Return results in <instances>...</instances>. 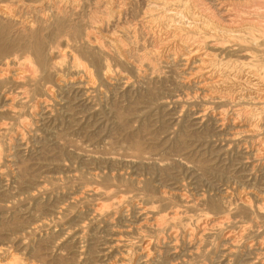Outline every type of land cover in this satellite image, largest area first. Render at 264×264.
Segmentation results:
<instances>
[{"label":"rangeland","instance_id":"374dc122","mask_svg":"<svg viewBox=\"0 0 264 264\" xmlns=\"http://www.w3.org/2000/svg\"><path fill=\"white\" fill-rule=\"evenodd\" d=\"M94 6L93 3L86 4L81 9L84 17L82 22L79 21L81 37L87 29L92 28L89 12L93 9L97 10ZM56 37L53 34L44 37L47 58L51 62H60L63 65L62 69L64 68L63 73L71 76L72 59L63 58L59 53L61 51L59 49L65 46L67 37L59 38L62 46L57 44ZM21 39L23 40H17L19 44L9 56L14 58L13 64L16 67H21L27 57L34 56L33 50L29 49L30 44L24 50V41L29 39ZM50 50L55 53L53 58L49 56ZM140 51L143 53L142 50H138L135 55L141 54ZM75 55L80 59L78 67L86 63L87 65L84 66L90 67L93 71L98 91L91 93L88 98L83 97L78 85L69 78L67 86L59 89L55 87L57 101L48 104L50 109L45 113L42 112L41 120L40 115L39 119L38 117L35 119L33 114L37 111L36 102L44 97L46 86L55 85L53 76L37 73L35 83L21 89L28 93L20 100L13 115L0 114V123L7 122L5 131L0 132V264L4 262V257L14 253V256L19 257L20 262L29 260L37 264L43 262L59 264L60 261V264H107L110 260H115L114 257L120 249L113 245V239L120 235L125 236V240L137 242L136 247L139 248L138 234L140 231L141 234L144 232L139 228L138 213L129 210L124 211L121 216L117 205L112 207L109 213L101 216L102 218L92 220L90 208L93 202L83 203L76 200L78 188L93 183L91 175L95 172L99 174L98 181H101L102 177H104L103 182L108 181L107 185L105 183L100 185L114 196L136 194L138 197H150L142 191L134 190L130 184L131 176L139 178L142 176V185L153 182L151 185L159 188L157 192L161 189L170 192L184 191L182 193L185 194L187 192L189 199L203 194L207 199L217 198L227 189L236 197L237 190L242 191L244 187L246 188L244 190L252 189L251 192L254 190V194H264V168H259L255 160L249 157L246 146L226 138L227 131L216 127L211 114H208L210 112L200 110L203 102L193 95V88L183 86L185 79L176 76V66L170 67L169 64L156 58H152L151 61L143 60L149 71H147L148 76L143 78L132 65L121 66L113 62L112 69L121 71L128 78L127 83L115 86L116 90L102 78L103 58L95 61L90 55L81 51H76ZM16 91L17 89H13L11 84L0 82V107L6 99L7 92ZM69 104L74 110L73 113L75 112L71 116L66 113ZM24 122L27 125H24ZM23 125L29 129L27 130ZM20 130H24V143H19ZM14 132H17L19 137L10 141L9 137ZM133 138L140 140L146 154L150 153L154 158H164L163 166L159 165V167L158 164L155 166L152 163L133 166L130 158L125 156L130 152ZM10 153H15L16 157V162L12 163L13 171L8 166L6 157ZM177 204L175 200L167 198L157 205L164 213L169 206ZM147 205L152 209L151 203ZM232 207L230 217L233 224L236 222V225L237 223L242 225L249 221L248 225L253 224L251 229L256 230L258 235L264 234V209L256 212L253 209L235 211L234 204ZM204 211H207L204 206H195L187 214L195 217ZM114 215L117 220L107 225ZM126 226L130 230L127 231ZM82 232L83 237L77 240V235ZM210 234L206 235L200 254L183 255L185 246L180 241L175 253L170 250L164 255L163 261L159 259L158 263H152L150 260L142 259L140 262L143 263L138 262V264H257L260 262L254 254L240 252L243 241L239 242L237 253L223 257L220 246L217 251L221 236L215 231ZM167 240L168 238L163 239L165 244Z\"/></svg>","mask_w":264,"mask_h":264},{"label":"bare ground","instance_id":"6f19581e","mask_svg":"<svg viewBox=\"0 0 264 264\" xmlns=\"http://www.w3.org/2000/svg\"><path fill=\"white\" fill-rule=\"evenodd\" d=\"M91 3L97 8L89 12L92 28L87 29L81 37L79 21L82 22L84 19L81 9ZM48 34L57 36L59 46L61 45L59 38L67 37L66 44L63 49H59L61 50L59 53L63 58L72 59L71 76L63 73L64 68L62 69L63 65L60 62H51L47 58L44 37L47 38ZM20 38L29 39V42L24 41V50L30 44L29 49L33 50L34 56L25 58L26 60L22 61L23 65L16 67L13 64L14 58L9 56L16 50L19 44L17 40H23ZM138 50H142L143 53L140 51L141 54L135 55ZM76 51L90 55L95 61L103 58L102 78L111 85V88L128 82L125 74L112 69L113 62L121 66L132 65L143 78L148 76L149 72L143 60L151 61L152 58H156L170 67L176 66V76L185 79L183 86L193 88L192 94L203 102L200 110L210 112L208 114H211L216 127L227 131L226 138L246 146L250 155L248 156L255 160L259 168H264V0H0V82L9 83L13 89H17L16 92H7V95H4L6 99L0 107V114L13 115L20 100L28 93L21 89L33 83L37 73L53 76L55 85L46 86L44 97L36 100L37 111H32L35 119L40 115L41 120V115L50 109L48 104L57 101L56 89L64 87L69 78L78 85L83 97L88 98L91 93L98 91L91 68L84 66L86 63L77 66L80 59L75 55ZM54 54L52 50L49 51L51 58ZM67 106L70 107L66 108V113L73 115L75 112L73 113L71 104ZM119 119L121 123L120 116ZM6 125L7 122L0 123V132L5 131ZM19 134L21 135L19 143H24V130H20ZM17 135L18 133L14 132L9 137L10 141L19 137ZM143 148L140 140L133 138L130 152L125 155L130 158L133 166L145 163L163 166L164 158H154L150 153L146 154ZM6 157L8 166L12 169V163L16 162L15 153H10ZM91 177L93 183L78 188L75 198L83 203L93 202L90 208L92 220L103 217L112 207L118 205L117 210L121 216L124 211L129 210L139 214V228L144 232L141 234L140 231L138 234L139 248L136 247L137 242L134 240H125V236L116 237V234V238H112L113 245L120 249L114 257L115 260L112 259L107 264H138L142 259L156 263L170 250L175 253L180 241L185 246L183 255L194 256L201 253L206 235L212 231L221 236L217 251L220 246L223 257L239 251V242L243 241L240 252L254 254L261 263H264V234L258 235L256 230L251 229L253 224L248 225L249 221L247 224L241 223L242 225L238 223L236 225L235 222L234 225L230 217L233 204L235 211L253 209L256 212L264 209V194H254V190L253 193L252 189L248 191L244 190L246 189L244 187L242 191L237 190L236 197L227 189L217 198L207 199L203 194L189 199L187 192L185 194L182 193L184 191L170 192L163 189L157 192L159 188L151 185L153 182L142 185V176L141 178L131 176L130 184L134 190L148 194L150 199L138 197L136 194L114 196L100 185L105 183L102 181L104 177L100 179L103 183L98 181L97 172ZM167 198L175 200L178 204L169 206L167 211L162 213L161 207L157 204ZM148 203L152 204V209L148 208ZM195 206H204L207 211L195 217L188 215L187 213ZM115 220L117 218L114 215L107 225L113 224ZM82 237L83 232L77 235V240ZM166 238L167 244L163 241ZM110 250L109 252H112ZM14 254L4 257L1 264H37L29 260L20 262L19 257Z\"/></svg>","mask_w":264,"mask_h":264}]
</instances>
